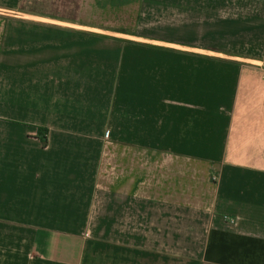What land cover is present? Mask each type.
<instances>
[{
    "label": "crops",
    "instance_id": "crops-1",
    "mask_svg": "<svg viewBox=\"0 0 264 264\" xmlns=\"http://www.w3.org/2000/svg\"><path fill=\"white\" fill-rule=\"evenodd\" d=\"M0 264H264V0H0Z\"/></svg>",
    "mask_w": 264,
    "mask_h": 264
},
{
    "label": "trees",
    "instance_id": "trees-1",
    "mask_svg": "<svg viewBox=\"0 0 264 264\" xmlns=\"http://www.w3.org/2000/svg\"><path fill=\"white\" fill-rule=\"evenodd\" d=\"M42 138H43L44 142H46V136H45V134L42 135Z\"/></svg>",
    "mask_w": 264,
    "mask_h": 264
}]
</instances>
